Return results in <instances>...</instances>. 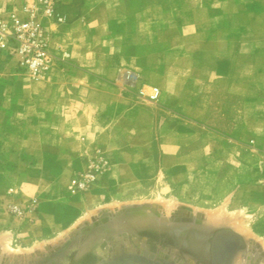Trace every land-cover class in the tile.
Listing matches in <instances>:
<instances>
[{"label": "crops", "instance_id": "0c3cea01", "mask_svg": "<svg viewBox=\"0 0 264 264\" xmlns=\"http://www.w3.org/2000/svg\"><path fill=\"white\" fill-rule=\"evenodd\" d=\"M85 1L92 14L67 13L71 62L30 96L44 107L30 100L0 122V201L5 187L37 198L38 220L48 207L62 211L73 168L97 148L124 167L123 156L155 144L165 158L194 153L199 132L245 139V104L260 102L264 89V0ZM127 71L137 86H124ZM141 87L158 88L159 101L140 97ZM183 121L191 125L178 138ZM12 156L31 163L15 164L10 178L2 169Z\"/></svg>", "mask_w": 264, "mask_h": 264}, {"label": "rangeland", "instance_id": "374dc122", "mask_svg": "<svg viewBox=\"0 0 264 264\" xmlns=\"http://www.w3.org/2000/svg\"><path fill=\"white\" fill-rule=\"evenodd\" d=\"M32 1L0 0V11L19 9L26 2ZM59 10L66 18L65 24L52 23L47 28L52 36L54 51L69 48V40L63 37L69 25L68 12L73 16L93 13L88 10L85 0L69 2L61 0ZM104 14L106 15L107 11H104ZM70 62L71 58L62 64ZM48 75L32 79L17 66L13 58L0 53V122L3 121L1 118H4L2 117L4 111L9 113V119L12 121L13 114L23 109L30 100L44 107L33 97H37L38 92L41 93L43 88L38 87V84L46 80ZM144 89L149 91V88ZM259 100L258 103L247 101L245 104L246 130L250 134L245 139L231 140L221 134L207 135L199 132L197 135L199 148L194 153L186 151L178 158H165L163 150L158 149L155 144L146 152H129L128 156L125 158L123 156L124 167L119 166L118 160L109 155L108 151L97 148L96 150L104 152L108 160L106 171L88 189L73 195L68 191L70 182L86 171V160L96 150L90 156H82L80 158L82 168H73L66 186L68 200L59 203L63 206L62 211L59 214H49L48 207L43 217L39 219L41 221L37 219L39 213L37 198L26 200L19 197L14 188L5 187L6 198L0 201L3 208V214L0 215V244L6 243L11 254L17 256L16 254L22 251L43 249L46 244L57 241L60 235L73 227L80 229L82 227L80 223L83 225L90 223V217L93 215L104 211L110 213L111 210H116L118 215L127 205L164 200L168 205H175V210L178 207H187L206 214L219 213L226 220L227 217H237L241 222L240 228L243 231V228L248 230L264 248V89L261 90ZM182 125L181 131H177L178 138L185 134L186 126L191 124L183 121ZM41 142L37 139V147H41ZM15 152L17 151L11 150V153ZM40 153L42 152L39 149L35 151L33 158L38 159ZM2 156L0 152V158ZM9 160V164L5 166L7 170L2 171H6L10 178L15 172L13 169L15 164L24 168L31 163L30 158L22 159L19 156L16 158L12 156ZM14 205L21 206L22 215L12 212L11 208ZM104 216L110 217L108 214ZM226 226L228 225L218 228L220 230L229 227ZM237 235L244 243L239 248L244 254L246 251L244 246L248 241ZM2 238L7 239L5 241ZM153 244L156 245V250L163 248L162 244L155 241ZM62 247L63 253H66L70 246ZM44 252L45 256L43 255L41 260L49 257V253ZM155 255L153 253L152 256ZM41 260L38 264H41ZM53 264H56L55 260Z\"/></svg>", "mask_w": 264, "mask_h": 264}, {"label": "bare ground", "instance_id": "6f19581e", "mask_svg": "<svg viewBox=\"0 0 264 264\" xmlns=\"http://www.w3.org/2000/svg\"><path fill=\"white\" fill-rule=\"evenodd\" d=\"M144 204L149 208H142ZM144 204L124 206L118 215L116 210L92 214L90 223H80L83 229L75 226L43 249L14 256L6 243L0 244V264H38L44 251L55 254L56 264H264L263 246L241 229L237 217L226 220L219 213L187 207L175 210L164 200ZM223 225L229 227L219 230ZM237 234L248 241L244 254ZM153 240L163 248L156 250ZM62 246L70 247L63 253Z\"/></svg>", "mask_w": 264, "mask_h": 264}, {"label": "built area", "instance_id": "2783aa9c", "mask_svg": "<svg viewBox=\"0 0 264 264\" xmlns=\"http://www.w3.org/2000/svg\"><path fill=\"white\" fill-rule=\"evenodd\" d=\"M61 0H33L21 8L0 11V53L13 58L17 66L30 78L40 79L52 72L59 63H66L71 55L64 49L54 51L52 36L45 22L65 24L66 18L60 12ZM139 77L125 72L123 83L131 88L138 85ZM138 95L150 103H157L160 90L156 87L139 88ZM108 160L100 149L87 158L86 171L77 175L69 184L70 194L88 189L104 174ZM12 212L22 215L21 206H12Z\"/></svg>", "mask_w": 264, "mask_h": 264}, {"label": "water", "instance_id": "95a60500", "mask_svg": "<svg viewBox=\"0 0 264 264\" xmlns=\"http://www.w3.org/2000/svg\"><path fill=\"white\" fill-rule=\"evenodd\" d=\"M148 206L149 205L144 204L141 207L142 208H149ZM136 208H139V207H136ZM55 257H56L55 254L49 253V257L45 258V260H43V262H41V264L42 263L43 264H53V261L55 260Z\"/></svg>", "mask_w": 264, "mask_h": 264}]
</instances>
